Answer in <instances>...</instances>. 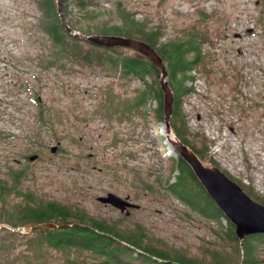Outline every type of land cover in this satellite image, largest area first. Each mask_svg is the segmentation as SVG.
<instances>
[{
  "label": "rangeland",
  "instance_id": "374dc122",
  "mask_svg": "<svg viewBox=\"0 0 264 264\" xmlns=\"http://www.w3.org/2000/svg\"><path fill=\"white\" fill-rule=\"evenodd\" d=\"M126 1L138 17L164 20L166 40L187 24H199V11L217 12L204 26L211 41L204 47L207 66L193 69L200 79L197 88L187 82L196 92L183 101L184 112L191 131L214 141L212 158L264 195V0ZM102 3L109 7L111 0ZM39 14L32 0H0V175L8 164L27 166V189L123 216L126 227L147 226L157 246L200 255L203 237L214 238L207 220L187 218L185 204L157 180L165 175L163 155L179 153L165 137V122L158 130L163 153L143 114L122 105L140 82L42 67L49 42ZM253 19L256 36L245 28ZM32 154L39 156L30 160ZM144 181L153 184L152 192ZM108 192L139 206L127 215L98 201ZM262 251L264 257V245Z\"/></svg>",
  "mask_w": 264,
  "mask_h": 264
},
{
  "label": "trees",
  "instance_id": "16d2710c",
  "mask_svg": "<svg viewBox=\"0 0 264 264\" xmlns=\"http://www.w3.org/2000/svg\"><path fill=\"white\" fill-rule=\"evenodd\" d=\"M32 1L40 11L39 27L49 42L48 51L42 56V67L83 75H111L122 84L138 80L136 93L124 99L122 105L143 114L164 153V136L158 133L160 122H166L161 69L148 56L132 48L99 45L73 34L69 28L85 36L132 37L153 47L166 66L173 94L169 117L171 132L203 162L222 168L209 154L214 141L189 129L183 108L185 98L195 92L193 85H187L188 80L194 78L191 71L206 69L209 54L204 47L211 41L209 30L204 26L217 12L199 11V24H187L180 29L179 36L166 40L164 20L153 23L147 15L138 17V9L126 0H111L109 7H105L102 0H64L69 28L62 23L57 0ZM163 158L165 175L158 176L157 180L185 204L187 218L207 220L213 231L212 240L203 237L200 255L189 254L167 243L157 246L147 226L135 223L133 227H126L121 224L123 216L112 218L91 212L78 201L39 195L25 187L24 181L29 176L27 166L8 164L0 175V264H264L261 255L264 233L248 235L241 245L235 225L216 205L185 159L179 153L177 157L163 155ZM222 169L264 204V195ZM144 182L152 192L153 184ZM223 218L227 224L223 223ZM45 222L68 226L39 225Z\"/></svg>",
  "mask_w": 264,
  "mask_h": 264
},
{
  "label": "water",
  "instance_id": "95a60500",
  "mask_svg": "<svg viewBox=\"0 0 264 264\" xmlns=\"http://www.w3.org/2000/svg\"><path fill=\"white\" fill-rule=\"evenodd\" d=\"M57 3L62 23L69 28L64 14V0H57ZM69 30L73 34L85 37L99 45H105L107 47L125 46L132 48L143 55L148 56L161 69L160 84L164 92L166 139L191 166L195 175L210 197L223 211L227 218H229L235 225V232L240 239L241 245L248 235L264 233V204L249 195L244 188L233 180L222 168L213 163H210V165L204 164L192 148L184 144L182 141H178L167 129V127L170 129L169 117L172 112L173 94L168 84V71L156 50L146 42L132 37L121 35L85 36L70 28ZM57 148L58 144L53 145L51 151L54 152ZM38 156V154H32L29 156V159L35 160ZM97 199L101 203L110 204L118 208L121 212H125L127 215L130 212V207L139 206L130 202L128 197H122L114 192H108L106 195L97 197ZM30 225L33 226L35 223H31ZM39 225L53 228L68 226V224L58 225L53 222L39 223Z\"/></svg>",
  "mask_w": 264,
  "mask_h": 264
},
{
  "label": "built area",
  "instance_id": "2783aa9c",
  "mask_svg": "<svg viewBox=\"0 0 264 264\" xmlns=\"http://www.w3.org/2000/svg\"><path fill=\"white\" fill-rule=\"evenodd\" d=\"M254 23H255V19H253V21H252V23H250L249 24V26H248V24L246 25V32L247 33H251V35L252 36H256L258 33H257V31L255 30V28H254ZM251 30V31H250ZM209 45V44H208ZM193 72V74H192V76L194 77L193 79H192V81H193V84L196 86V88H197V81L200 79V75H197V73H196V70H193L192 71ZM193 85V86H194ZM195 86H194V88H195ZM195 88V89H196ZM195 92H196V90H195ZM194 92V93H195Z\"/></svg>",
  "mask_w": 264,
  "mask_h": 264
},
{
  "label": "bare ground",
  "instance_id": "6f19581e",
  "mask_svg": "<svg viewBox=\"0 0 264 264\" xmlns=\"http://www.w3.org/2000/svg\"><path fill=\"white\" fill-rule=\"evenodd\" d=\"M177 139V138H176ZM178 141H180V140H178Z\"/></svg>",
  "mask_w": 264,
  "mask_h": 264
}]
</instances>
